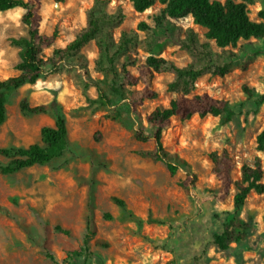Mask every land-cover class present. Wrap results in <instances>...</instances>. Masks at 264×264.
Segmentation results:
<instances>
[{
    "label": "rangeland",
    "instance_id": "obj_1",
    "mask_svg": "<svg viewBox=\"0 0 264 264\" xmlns=\"http://www.w3.org/2000/svg\"><path fill=\"white\" fill-rule=\"evenodd\" d=\"M93 1L44 2L41 32L58 31L54 47L66 46L84 27ZM249 1L251 19L264 21L259 15L264 0ZM109 2V12L121 5L127 14L117 38L121 30L137 29L140 22L155 28L154 17L165 8L156 2L150 12L138 14L132 0ZM23 14L22 9L0 13V80L17 75L20 49L11 41L28 36ZM177 24L193 28L200 42H207L206 30L191 17ZM255 50L261 52L247 71L239 68L224 78L202 77L196 84L195 93L227 101L229 113L204 119L194 116L186 122L173 119L164 131V149L179 165L174 177L164 163L139 156V151L152 150L154 144L134 137L139 124H146V115L169 106L174 97L167 91L170 74L154 76L155 100L140 101L137 92L142 85L127 87L124 97L117 96L109 89L110 79L95 72L98 52L90 44L81 55L91 76L109 94V106L89 103L88 98L94 100L98 93L94 88L85 92L74 69L48 74L34 85L7 92L0 149L41 144V129L54 126L59 116L67 121L69 145L61 158L47 166L0 173V264H56L47 253L66 264L71 252L86 246L88 258L80 261L83 264H264V194L252 192L241 211L251 225L245 242L228 251L213 244L214 234L221 233L231 218L236 190L232 188L223 203L215 199L220 183L212 172L210 154L228 150L236 164L235 179L241 178L244 164H260L264 170V150L257 141L264 129V103H259L264 94V40L240 41L235 51L249 54ZM51 53L52 49L45 50L47 56ZM130 56L139 64L148 56L172 60L181 67L190 61L187 52L166 47L161 29H156L155 36L140 31ZM129 70L137 76L136 67ZM25 99L31 106L47 105L48 112L24 115L20 104ZM131 104L137 105V113ZM9 162L0 155V166ZM189 172L197 178L193 195L180 185Z\"/></svg>",
    "mask_w": 264,
    "mask_h": 264
},
{
    "label": "trees",
    "instance_id": "obj_2",
    "mask_svg": "<svg viewBox=\"0 0 264 264\" xmlns=\"http://www.w3.org/2000/svg\"><path fill=\"white\" fill-rule=\"evenodd\" d=\"M52 1L56 4L66 0H0V13L22 9V23L27 28L28 36L13 39L11 44L18 49L19 62L15 66L16 76L0 80V125L7 120L6 93L17 90L27 85H34L48 74H61L74 69L80 76L85 92L94 88L98 97L89 99L91 104L102 107L110 105V96L103 87L102 82L94 79L82 57V51L94 44L98 58L94 61V70L110 79V91L120 97L125 96L127 87H143L137 93L140 101L155 100L158 92L153 89L152 81L156 74H170L171 81L167 91L174 95L168 107H157L146 115V124L142 122L135 131L136 141L153 143L152 150L139 151L138 155L148 158L153 162H162L167 166L169 174L174 177L179 168L175 161L165 151L163 144L164 131L171 125L173 119L181 122L191 120L194 116L204 119L207 116L219 117L229 113V103L216 99L208 93L197 94L196 84L202 77L224 78L235 69L247 71L254 57L260 50L249 53L248 51L236 52L240 41L249 42L264 40V21H253L248 8L249 0L236 2L235 0H132V5L137 13H144L151 9L156 2L165 8L159 16L154 17L155 28L146 22H140L137 29L121 30L116 37L117 30L124 25L127 14L123 7L118 5L114 12L108 11L109 0H94L86 11L84 27L79 31L74 40L66 46L55 48L58 31L51 35L43 34L40 30L43 18L41 14L44 2ZM264 20V11L259 13ZM191 17L193 23L206 30L207 42L202 43L196 31L184 28L177 24L178 20ZM156 29L164 33L165 45L168 48L178 47L188 53L190 61L181 67L172 60L162 57L148 56L144 63L137 60L131 61L130 51L139 41V32L148 36H155ZM214 44L219 51H214ZM46 49H52L50 56L45 54ZM125 59L122 62V59ZM136 67L135 76L129 67ZM243 90L250 93L244 86ZM259 103H264V94L259 96ZM133 113H137V105L131 104ZM24 115H38L48 112L47 105L31 106L25 99L20 104ZM258 147L264 150V129L258 136ZM41 144H33L27 148H1L0 155L10 162L0 166V173L10 175L20 170L34 166H47L54 160L61 158L66 152L68 140L67 121L64 116H59L54 126H45L41 129ZM212 172L220 183L214 196L219 202H225L235 188L233 198V213L224 225L221 233L214 234L213 244L220 251H228L233 245L247 240L251 225L241 215L249 195L255 192L264 194V170L260 164L241 167V178L235 179L233 174L236 164L228 150L210 154ZM196 176L189 172L181 182L189 194H194ZM115 202L124 206V203L115 199ZM109 218V215H106ZM90 229V224H87ZM60 232V227L56 228ZM87 245V242L86 244ZM88 246L82 250L73 251L68 256L66 264H83L87 261ZM47 258L56 264V258L47 253Z\"/></svg>",
    "mask_w": 264,
    "mask_h": 264
},
{
    "label": "bare ground",
    "instance_id": "obj_3",
    "mask_svg": "<svg viewBox=\"0 0 264 264\" xmlns=\"http://www.w3.org/2000/svg\"><path fill=\"white\" fill-rule=\"evenodd\" d=\"M150 12V9L146 10L144 13ZM139 14V13H138Z\"/></svg>",
    "mask_w": 264,
    "mask_h": 264
}]
</instances>
